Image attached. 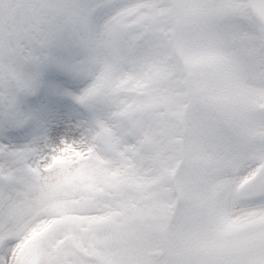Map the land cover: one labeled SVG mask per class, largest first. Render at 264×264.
Masks as SVG:
<instances>
[{"label":"snow or ice","instance_id":"obj_1","mask_svg":"<svg viewBox=\"0 0 264 264\" xmlns=\"http://www.w3.org/2000/svg\"><path fill=\"white\" fill-rule=\"evenodd\" d=\"M0 264H264V0H0Z\"/></svg>","mask_w":264,"mask_h":264}]
</instances>
